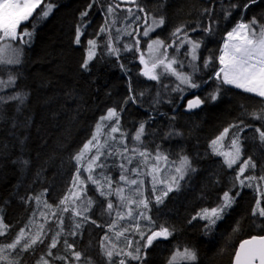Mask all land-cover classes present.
I'll list each match as a JSON object with an SVG mask.
<instances>
[{"label":"trees","instance_id":"trees-1","mask_svg":"<svg viewBox=\"0 0 264 264\" xmlns=\"http://www.w3.org/2000/svg\"><path fill=\"white\" fill-rule=\"evenodd\" d=\"M47 2L49 0H45V3ZM51 2L57 7L46 19L35 21L34 13L33 18L21 25L20 30L27 28L32 31V24L36 23L30 45L24 46L22 63L0 66V70L7 68L18 74L15 87L0 91V95L7 96L12 92L23 94V103L9 101L0 104V208L3 209L4 221L11 225L7 234L0 237V243H10L16 233L25 227L30 219H34L32 213H39L35 201L26 202L22 197L40 196L42 202L47 201L55 207L66 194V189L71 186V179L75 175V161L72 156L90 138L95 123L105 114L107 108L117 107L119 111V102L128 95L127 81L128 76H131L133 89L145 91L146 96L141 100L142 106L129 102L121 113L120 123L122 128L129 132V142L131 143V133L138 127V123L148 120L151 116L153 119L146 125V131L150 129L151 134L144 137L149 150L159 145L169 153L171 160L177 158L176 154L187 155L196 169L181 181L179 190L168 194L162 204H155L153 201L149 205L150 211L147 214L152 220L157 224L164 223L165 226L174 227L176 231L167 239L154 241L153 246L147 250L145 264H166L174 248L184 245L197 250V264H232L234 250L243 239L264 234L252 226V217L249 215L254 206L253 190L243 189L236 203L223 219L217 221L211 232H205L203 220L197 219L192 223L188 221L201 208L215 207L219 203L217 197L228 190L234 175L233 169H228L222 164L223 158L214 154L210 147L211 141L223 128L241 118L243 108L251 111L258 107L261 98L229 85L224 86L216 101H205L199 108L187 109L186 98H194L195 94L203 99L204 93L212 89L210 82L203 89L187 93L184 101L176 99L175 93L169 96L161 92L162 102L150 109L158 86L156 81L137 75L144 67L139 62V53H136L135 58L132 53L120 57V62L130 70L127 75L117 66L115 58L96 59L90 63V71L81 69L82 60L86 56L83 47L85 37H81V45L74 44L73 38L75 26L80 22L79 15L90 0ZM232 2L242 6L246 0ZM137 3L149 13L162 4L165 25L154 33V36L162 39H166L168 32L182 23L189 22L194 25L201 19L198 10L210 6V0H137ZM129 7L133 9V13L137 12L131 3H121V14H126ZM216 8L218 11V4ZM39 11L38 8L37 13ZM240 15L238 7L227 21L223 20L222 16H217L220 24L215 35L205 38L200 50L202 58L208 55L205 48L222 47L225 33L231 30ZM262 15L264 0H258L257 4L247 9L244 20L247 22L252 16L259 19ZM141 16L143 17L142 13ZM89 19V32L103 23L95 5L85 18L86 21ZM142 23L143 21H138L135 27ZM202 35L201 32L192 34L193 38ZM102 39L103 37H100V40ZM146 40L148 39L140 40V51L144 53ZM171 51L169 49V53ZM0 78L7 77L5 75ZM164 82L171 86L170 81ZM169 99H172V104L167 103ZM245 123L264 127L259 121H253L251 118H246ZM172 129L181 135L167 137L165 134ZM251 134L249 129L243 135ZM243 143V158L251 155L256 161L257 169H260L264 162V147L251 140H245ZM109 173L112 180L116 181L118 170L112 168ZM249 174L250 172H246L245 175ZM90 189L91 187L88 190L89 195ZM91 197L96 203L89 215L92 220H96L97 225H104L110 217L105 218L106 216L98 214L103 198L93 194ZM237 222L239 231L233 232ZM140 224L143 229L148 222L143 221ZM81 231L82 238L76 237L77 241L71 239L75 250L90 256L95 264H103L99 255L100 241L108 230L87 223ZM49 233L47 235L50 238ZM132 234L134 242L139 239L135 233ZM63 240L62 234L61 243L53 249L56 254L64 250ZM48 242L49 240H45L44 245L36 246L34 251L20 253V264H36L43 255L40 251L46 250L45 245ZM123 246L124 243L121 247ZM72 260L74 258L70 257L68 262L56 260V263L71 264Z\"/></svg>","mask_w":264,"mask_h":264},{"label":"snow or ice","instance_id":"snow-or-ice-1","mask_svg":"<svg viewBox=\"0 0 264 264\" xmlns=\"http://www.w3.org/2000/svg\"><path fill=\"white\" fill-rule=\"evenodd\" d=\"M121 3H131L137 12L133 13V9L129 7L126 14L122 15ZM257 3L258 0H246V3L240 6L232 0H210L209 7L198 10L201 19L194 25L185 22L172 28L166 39L159 36L152 39L150 35L165 25L162 4L149 13L137 3V0H90L79 15L80 22L75 26L74 44L81 45V37H85L83 47L86 56L81 63L83 71L91 70L90 63L93 60L115 58L117 66L127 75L130 70L120 62V57L132 53L135 58L136 53H139V62L144 67L137 75L156 81L158 86L156 95L152 97L150 109L162 102L161 92L169 96L175 93L176 99L184 101L187 93L203 89L210 82L211 91L205 92L203 99L194 94L193 99L186 101L187 109L199 108L205 101H216L224 86L229 85L261 98L258 107L251 111L243 108L241 118L223 128L211 141L210 147L214 154L223 157L222 164L228 169H233L234 175L231 177L228 190L217 197L219 203L212 208H201L188 221V223L197 219L205 221L206 233L214 230L217 221L223 219L245 188L254 192V206L249 213L252 217V226L264 232V162L260 166V175L257 176L256 161L251 155L243 158V141L259 142L264 147V127L245 123L246 118H251L264 126V22H262L264 15L259 19L252 16L247 22L244 20L247 9ZM93 5L100 12L103 23L89 32L91 20L86 21L85 18L88 17ZM55 7L57 5L51 0L47 3L45 0H0V66L22 63L24 46L30 45L36 28L34 22L32 31L27 28L20 30L22 23L33 18L34 13L35 21L46 19ZM238 7L241 11L240 18L231 30L225 33L222 47L205 48L208 55L202 58L200 50L205 38L215 35L220 24L217 16H222L223 20L227 21ZM38 8L40 11L37 13ZM141 13L143 23L133 28V24L141 21ZM197 32L203 35L193 38L192 34ZM87 36L94 38L89 39ZM100 37L103 39L100 40ZM143 38H148L145 41L147 60L145 53L140 51V40ZM169 49L172 50L171 54ZM5 75L6 79L0 78V91L13 89L18 79V74L14 70L7 68L0 70V76ZM164 81H170L171 86ZM127 86L128 95L119 102V111L117 107L107 108L105 114L95 123L90 138L72 156V160L75 161V175L71 179V186L66 189V194L55 207L47 201L42 202L40 196L21 198L26 202L35 201L39 215L44 218L45 223L37 225L34 219H30L10 243H0V264H20L18 259L20 253L34 251L36 246L44 245L45 240H49L45 245L47 249L45 256L36 264H51L52 259L68 262L70 257L74 258L71 264H95L90 256L76 251L74 245L69 244L66 239L63 240V246L68 255L53 256L52 250L61 243L65 213L70 220L79 221L74 224V230L69 235H82L80 230L87 223L109 230L100 241L99 255L103 264H145L147 250L153 246L154 241L167 239L175 233L174 227L165 226L164 223L157 224L146 213L150 211L149 205L153 201L155 204H162L170 192L179 190L180 181L196 169L187 155L176 154L177 158L171 160L169 153L162 150L159 145L149 150L144 137L151 134L150 129L146 131V125L153 119L151 116L148 120L138 123V127L131 133V143L129 142V132L122 128L120 123L121 113L129 102L142 106L141 100L146 96V92L133 89L131 76H128ZM9 101L23 103V94L12 92L7 96L0 95V104ZM167 103L172 104V99ZM249 129L252 134L243 135ZM165 135L172 137L181 133L172 129ZM226 138L229 140V150L219 151L216 148L217 144ZM236 165L239 167H234ZM112 168L119 172L116 181L112 180L109 173ZM164 172L167 174L161 176ZM246 172L250 174L245 175ZM142 177H150L148 189H145ZM89 184L92 190L98 193V198H103L100 204L101 215L110 217L104 225H97L96 220H92L89 215L96 203L87 195ZM145 191L148 192L147 196ZM109 197L116 199L117 202L114 204L113 199ZM36 215L37 212L34 211L32 216ZM50 216L54 219L56 230L49 238L47 233L52 232V228L46 230L45 224L48 223ZM141 220L148 222L143 229L140 226ZM10 228L11 225L4 222L3 209L0 208V237L5 236ZM237 231L239 222L233 229V232ZM132 233L139 237L135 242L129 238ZM121 238L124 240L123 247L119 245ZM198 259L195 248L187 245L176 246L166 264H197ZM232 264H264V234L253 235L250 239L243 240L234 250Z\"/></svg>","mask_w":264,"mask_h":264},{"label":"rangeland","instance_id":"rangeland-1","mask_svg":"<svg viewBox=\"0 0 264 264\" xmlns=\"http://www.w3.org/2000/svg\"><path fill=\"white\" fill-rule=\"evenodd\" d=\"M123 8H121V10H122ZM123 11V10H122ZM143 21V17H142V19H141V22ZM133 28H135V24H133ZM159 29H157L155 32H153V33H151L150 35H151V38L152 39H155L157 36H154V33H156L157 31H158ZM141 32L143 31V27H141V30H140ZM161 38V37H160ZM148 39V38H147ZM162 39V38H161ZM146 47V46H145ZM171 54V53H170ZM145 59L147 60L148 59V54H147V50H146V48H145ZM185 71H187V69H185ZM242 90V89H241ZM188 99H193V98H186V101L188 100ZM231 136V132L229 133V137ZM228 144H229V140H228V138H226L224 141H222L221 143H218L217 144V146H216V148L219 150V151H228L229 150V147H228ZM223 158V157H222ZM110 162V161H109ZM167 173L166 172H164V173H161V176H164V175H166ZM246 174V173H245ZM255 174L257 175V176H259L260 175V169H257L256 170V172H255ZM82 175H84V173L82 172ZM143 179H144V186H145V189H148L149 187H150V177H142ZM118 178H115V180H117ZM180 183H181V181H180ZM89 187H91V185L89 184V186H88V190H89ZM78 190V189H77ZM91 195H89V193H88V191H87V195L88 196H92V194L93 195H98V193H96V192H94L93 190H92V187H91ZM148 193H147V191H145V196L147 195ZM158 194V193H157ZM110 199H113V203L115 204L117 201H116V199H114V198H112V197H110ZM45 211H47V210H45ZM228 212V211H227ZM98 214L101 216V210L98 212ZM146 215H148L147 213H146ZM38 216V217H37ZM105 218H109V217H105ZM34 221H35V223L37 224V225H39L40 223H45V221H44V218L43 217H41L40 215H39V213L34 217ZM49 221H50V223H46L45 224V228H46V230H47V228H49V227H51L52 228V232H50L51 233V236H52V234H53V232L56 230V227H55V223H54V219L50 216V218H49ZM144 220H141L140 222L142 223ZM5 222V221H4ZM78 222V220H75V221H73V220H70L69 218H68V214L67 213H65L64 214V224H63V229H64V231L61 233V235L63 234V236H64V240L66 239L67 241H68V243L69 244H72V241H70L71 239L74 241V240H76V237L78 238V239H80V238H82V235L81 234H77V235H69V233L71 232V231H73L74 230V224L75 223H77ZM6 223V222H5ZM7 224V223H6ZM141 225V224H140ZM107 229V228H106ZM31 230H33L34 231V229H31ZM108 230V229H107ZM81 231V230H80ZM109 231V230H108ZM82 232V231H81ZM49 233V234H50ZM110 235H111V233H109ZM71 237V238H70ZM75 237V238H74ZM132 237H133V234H130L129 235V238L130 239H132ZM60 240H61V237H60ZM113 242L115 243L116 241H115V238H113ZM124 243V240H123V238H121V240L119 241V245L120 246H122V244ZM41 246V245H40ZM47 250V249H46ZM46 250L45 251H43V250H41L40 252L43 254V255H41L40 256V258L42 257V256H45V253H46ZM52 252H53V256L55 257V256H64V255H67L68 253L66 252V250H65V248H64V250H60V251H58V254H56L55 253V251L54 250H52ZM18 259H20V257H18ZM51 264H57L56 263V259H52V261H51Z\"/></svg>","mask_w":264,"mask_h":264},{"label":"bare ground","instance_id":"bare-ground-1","mask_svg":"<svg viewBox=\"0 0 264 264\" xmlns=\"http://www.w3.org/2000/svg\"><path fill=\"white\" fill-rule=\"evenodd\" d=\"M153 89V88H152ZM154 92V91H153ZM152 210V209H151ZM153 213V212H152ZM97 216V215H96ZM155 217V216H154ZM102 219V218H101ZM106 221V220H105ZM164 221V220H163ZM206 234V233H205ZM211 236V235H210ZM83 237V236H82ZM71 238V237H70ZM75 238V237H74ZM87 239V238H86ZM95 240V239H94ZM71 241V240H70ZM77 241V240H76ZM93 242V241H92ZM94 243V242H93ZM63 246V245H62ZM88 251V250H87ZM90 251V250H89ZM94 252V251H93ZM93 254V253H92ZM102 263V262H101Z\"/></svg>","mask_w":264,"mask_h":264},{"label":"water","instance_id":"water-1","mask_svg":"<svg viewBox=\"0 0 264 264\" xmlns=\"http://www.w3.org/2000/svg\"><path fill=\"white\" fill-rule=\"evenodd\" d=\"M250 238H251V237H249V238H246V239H250ZM243 240H245V239H243ZM243 240H242V241H243ZM242 241H241V242H242ZM241 242H240V243H241ZM240 243H239V244H240ZM239 244H238V246H239ZM237 248H238V247H237Z\"/></svg>","mask_w":264,"mask_h":264}]
</instances>
